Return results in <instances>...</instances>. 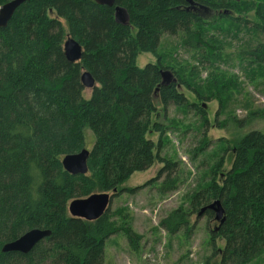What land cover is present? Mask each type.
I'll list each match as a JSON object with an SVG mask.
<instances>
[{
  "label": "trees",
  "instance_id": "16d2710c",
  "mask_svg": "<svg viewBox=\"0 0 264 264\" xmlns=\"http://www.w3.org/2000/svg\"><path fill=\"white\" fill-rule=\"evenodd\" d=\"M9 1L0 0V6ZM191 1L194 8L187 0H116L127 16L122 24L115 21V6H98L93 0H29L0 28V264H105V242L117 231L110 207L87 222L69 216V202L115 190L114 198L158 179L160 194L177 188L178 165L160 157L166 130L152 116L160 106L165 118L170 105L184 107L186 99L176 83L160 86V73L168 68L159 54L161 38L181 34L186 49L203 50L198 28L215 22H206L207 13L235 20L231 14L247 8L237 0ZM254 12L264 34V7ZM60 20L67 36L83 49L76 64L64 57ZM140 54L151 55L155 63L138 67ZM249 56L264 71V44ZM82 72L97 84L87 99ZM246 118L264 119V111ZM244 123L237 121V128ZM86 129L94 139L88 173L73 176L63 170L61 160L85 147ZM153 133L156 144L148 138ZM232 156L230 170L190 195L188 211H171L159 227L170 235L185 231L190 214L218 200L225 220L212 237L224 247L213 245L212 255L219 264H249L264 256V133L238 137ZM154 163L162 165L154 179L118 190ZM203 216L214 220L209 210ZM32 229L49 230L50 235L27 254L1 252L5 243ZM125 235L131 250H137L141 237L130 229Z\"/></svg>",
  "mask_w": 264,
  "mask_h": 264
},
{
  "label": "rangeland",
  "instance_id": "374dc122",
  "mask_svg": "<svg viewBox=\"0 0 264 264\" xmlns=\"http://www.w3.org/2000/svg\"><path fill=\"white\" fill-rule=\"evenodd\" d=\"M237 1L247 8L232 13L235 20H217L216 15L207 13L210 19L206 22H215L198 28L204 39L203 50L186 49L181 34L161 38L159 54L175 79L177 92L186 99V106L170 105L165 118L158 106L152 122L166 130L160 157L178 165L179 183L167 194L159 193L158 179L133 193L121 192L112 197L110 214L117 231L105 242V264H219L212 249L214 245L222 250L224 242L212 237L219 225L213 218L190 214L187 230L174 235L162 230L159 222L177 208L188 211L192 193L201 192L213 177L230 170L238 137L249 131L264 133V119L246 118L264 111V71L249 56L251 50L264 44L254 12L258 6L264 7V0ZM60 22L66 40V24ZM154 61L151 55L140 54L136 65L142 68ZM82 94L87 99L91 90L84 89ZM242 120L245 126L239 129L236 123ZM148 138L156 144L158 135L153 133ZM93 141L86 129L84 148L90 150ZM161 167L154 163L148 170L134 173L118 190L144 185L156 177ZM215 179L218 181V177ZM127 229L141 237L135 251L129 247ZM249 264H264V256Z\"/></svg>",
  "mask_w": 264,
  "mask_h": 264
},
{
  "label": "water",
  "instance_id": "95a60500",
  "mask_svg": "<svg viewBox=\"0 0 264 264\" xmlns=\"http://www.w3.org/2000/svg\"><path fill=\"white\" fill-rule=\"evenodd\" d=\"M28 1L29 0H11L0 6V28H5L15 10L20 5ZM115 1L116 0H93L96 5L105 7L115 6ZM187 2L191 8H194L195 3L193 1L187 0ZM115 21L122 24L127 22V16L124 10L118 6H115ZM63 53L67 62L76 64L81 60L83 49L77 41L68 36L63 43ZM160 76V86L167 87L171 83H175L173 75L167 70H162ZM80 83L83 89L92 90L93 88L97 87V84L88 72L81 73ZM88 156L89 151L85 148L77 153L64 156L61 160L63 170L73 176H86L88 173ZM114 193L115 190L111 194L105 192L94 193L86 198L72 200L67 206V212L69 216L73 218L82 219L87 222L96 221L107 211ZM207 210L214 213V221L219 225L224 222V210L218 200L213 201L209 205L201 208L197 214V217H201ZM49 235V230H29L18 239L9 243H5L1 248V252H17L20 254H27L33 249L35 245H37L41 240L49 237Z\"/></svg>",
  "mask_w": 264,
  "mask_h": 264
}]
</instances>
